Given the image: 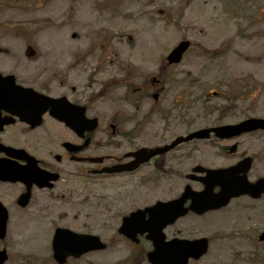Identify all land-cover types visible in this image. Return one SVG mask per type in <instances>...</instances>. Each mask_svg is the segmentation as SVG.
<instances>
[{
	"label": "rangeland",
	"instance_id": "obj_1",
	"mask_svg": "<svg viewBox=\"0 0 264 264\" xmlns=\"http://www.w3.org/2000/svg\"><path fill=\"white\" fill-rule=\"evenodd\" d=\"M183 37L193 45L166 70L172 80L155 103L153 87L145 85ZM26 44L36 53L50 50L67 87L91 84L95 135L106 140L105 153L121 155L189 130L264 117V0H0V71L38 65L25 61ZM84 55L88 74L76 77L71 68ZM122 77L130 80L127 87L117 82ZM181 90L187 91L186 103L173 105ZM210 90L221 95L211 96ZM117 113L126 119L113 118ZM110 123L116 125L114 132ZM238 144L236 157L227 158L212 140L190 141L171 152L168 173L145 167L93 175L87 198L83 186L82 195L45 211H10L6 237L0 240L9 255L4 264H57L50 247L56 226L94 233L107 242L106 249L65 264H149L144 256L149 241L142 237L132 243L117 234L121 216L176 197L185 183L200 188L185 178L195 164H228L247 153L254 157L249 178L264 176V132L243 135ZM263 229L264 198L240 196L219 210L189 213L164 233L166 238H209L207 253L188 264H264V242L257 241Z\"/></svg>",
	"mask_w": 264,
	"mask_h": 264
},
{
	"label": "flooded vegetation",
	"instance_id": "obj_2",
	"mask_svg": "<svg viewBox=\"0 0 264 264\" xmlns=\"http://www.w3.org/2000/svg\"><path fill=\"white\" fill-rule=\"evenodd\" d=\"M49 52L41 50L39 55L24 57L25 61L37 66L21 72H4L13 73L16 83L45 95L0 97V165L21 168V173L12 174L19 176L16 181L0 180V202L8 214L29 207L45 211L55 207L59 200L82 195L83 186L86 197L92 176L97 175L93 169L125 162L124 153L136 149L121 155L103 152L108 144L105 139H96L91 126L94 115L90 84L86 81L82 86L67 87V80L62 81L60 77L55 56ZM86 61L85 57L71 68L76 77L88 74ZM20 66L21 62L17 61L16 67ZM64 87L67 90L61 92ZM62 97L65 98L63 102ZM229 141L232 139H213L221 155L236 157L238 150L229 152ZM245 155L243 153L239 158ZM169 156L170 153L158 155L137 170L151 167L159 174L168 173ZM94 157H103V160L94 163ZM20 195L27 196L25 206L20 205Z\"/></svg>",
	"mask_w": 264,
	"mask_h": 264
},
{
	"label": "water",
	"instance_id": "obj_3",
	"mask_svg": "<svg viewBox=\"0 0 264 264\" xmlns=\"http://www.w3.org/2000/svg\"><path fill=\"white\" fill-rule=\"evenodd\" d=\"M187 45L188 42L186 41L180 43L171 53L172 56L174 55L173 59H179L180 54L186 49ZM4 78L13 79V76ZM14 88L15 90L19 89V91L26 90L16 85ZM93 124H95V119H93ZM255 128H264V120L249 119L235 126L225 125L218 127L215 131L219 133L218 135H221L223 131L229 132L232 130L234 133H240L241 131ZM193 136H202V133H193L188 138ZM154 151H158V149H154ZM154 151L139 149L134 153H128L126 156L132 155L134 157L132 161L127 164L114 165L101 171L131 170L137 167L140 162L145 161ZM249 163V158L242 160L234 167V173H245L249 168ZM12 170L15 171L16 168ZM194 170H201V168L195 167ZM227 175L221 171H209L208 176L210 179L205 183L203 191L194 192L189 186H186L182 195L177 199L168 202H157L152 207L131 212L123 218L119 232L133 241L137 240L136 235L138 233L143 234L147 232L146 238L150 239L153 244V250L147 253L148 261L152 264H185L188 257H199L206 250V239L202 238L193 241L172 239L166 242L164 241L162 228L174 222L177 217L185 214L188 209H192L200 214L208 209H215L225 205L232 196L248 193L256 197L259 196L260 192L264 191V179L250 184L246 181L244 175H242L237 179L236 183L232 184V178H228ZM215 185L220 186L218 193L213 192ZM187 198H190L191 202L188 207H184L183 204ZM24 201L22 205H24ZM146 214L148 215L147 218H145ZM6 222L7 214L0 204V238L5 236ZM260 238L264 239V232L260 235ZM105 246V243L101 242L99 237L95 235L77 234L62 228L55 230L52 240L53 257L59 263H63L69 255L77 257L88 250L103 249ZM6 259V250H0V264Z\"/></svg>",
	"mask_w": 264,
	"mask_h": 264
}]
</instances>
